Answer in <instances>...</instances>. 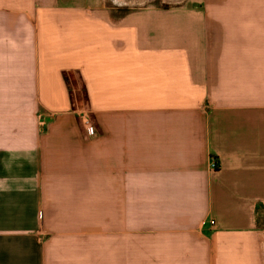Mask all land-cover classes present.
<instances>
[{"label": "crops", "instance_id": "crops-1", "mask_svg": "<svg viewBox=\"0 0 264 264\" xmlns=\"http://www.w3.org/2000/svg\"><path fill=\"white\" fill-rule=\"evenodd\" d=\"M69 1L0 0V264L90 256L93 195L116 264H264V0Z\"/></svg>", "mask_w": 264, "mask_h": 264}, {"label": "rangeland", "instance_id": "rangeland-1", "mask_svg": "<svg viewBox=\"0 0 264 264\" xmlns=\"http://www.w3.org/2000/svg\"><path fill=\"white\" fill-rule=\"evenodd\" d=\"M70 4H74L76 6H82V7H99V8H105L109 10H118V11H133V10H139V9H145V8H169L174 7L175 4L168 3L165 0H145L143 2H137L134 5H126L119 3L118 0H70ZM192 4V1L189 0L185 6H189ZM94 136L91 137H95ZM93 215L97 214L96 217H93L92 220V226H91V241H92V248L90 251V256L86 257H76L74 258L73 264H116V258H115V241H114V232L108 230L107 236V251H105V248L103 247V243L100 240V231L101 227L99 225V209H98V195H93ZM114 228V227H113ZM103 231V229H102ZM85 254H89V249L86 248Z\"/></svg>", "mask_w": 264, "mask_h": 264}, {"label": "built area", "instance_id": "built-area-1", "mask_svg": "<svg viewBox=\"0 0 264 264\" xmlns=\"http://www.w3.org/2000/svg\"><path fill=\"white\" fill-rule=\"evenodd\" d=\"M86 125V131L89 136H94L96 134V128L94 125L91 124L89 120L85 121ZM219 165L216 159L211 158L210 160V169L211 171H216L218 170Z\"/></svg>", "mask_w": 264, "mask_h": 264}, {"label": "bare ground", "instance_id": "bare-ground-1", "mask_svg": "<svg viewBox=\"0 0 264 264\" xmlns=\"http://www.w3.org/2000/svg\"><path fill=\"white\" fill-rule=\"evenodd\" d=\"M143 1H145V0H130V1L118 0L119 3L126 4V5H134L137 2H143ZM165 1L168 2L167 0H165Z\"/></svg>", "mask_w": 264, "mask_h": 264}, {"label": "water", "instance_id": "water-1", "mask_svg": "<svg viewBox=\"0 0 264 264\" xmlns=\"http://www.w3.org/2000/svg\"><path fill=\"white\" fill-rule=\"evenodd\" d=\"M123 1H130V0H123ZM168 3H173V4H180L181 2H183L184 0H167Z\"/></svg>", "mask_w": 264, "mask_h": 264}]
</instances>
